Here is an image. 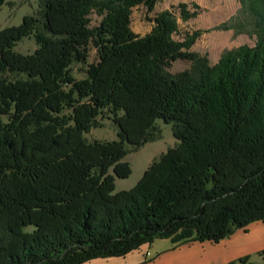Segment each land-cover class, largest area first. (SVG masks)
Wrapping results in <instances>:
<instances>
[{"label": "trees", "instance_id": "1", "mask_svg": "<svg viewBox=\"0 0 264 264\" xmlns=\"http://www.w3.org/2000/svg\"><path fill=\"white\" fill-rule=\"evenodd\" d=\"M158 2L41 0L39 17L0 31V264H85L264 224V0L244 2L254 46L215 65L189 51L199 32L174 39L170 12L131 31L132 11ZM28 38L34 52L17 53ZM178 61L191 67L170 74ZM102 120L117 140L88 142ZM157 120L177 146L114 193L110 171L129 176L127 147L153 141Z\"/></svg>", "mask_w": 264, "mask_h": 264}, {"label": "rangeland", "instance_id": "2", "mask_svg": "<svg viewBox=\"0 0 264 264\" xmlns=\"http://www.w3.org/2000/svg\"><path fill=\"white\" fill-rule=\"evenodd\" d=\"M245 0H159L153 13L147 14L143 7L135 8L131 14V31L143 37L150 33L152 19L160 13L170 12L176 19L177 32L174 39L183 41L185 36L199 32L198 39L190 48V52L204 58L209 65H215L220 57L229 51L241 46L252 47L256 42V25L253 12L244 7ZM41 0H5L0 8V31L6 28L19 26L25 16H40ZM187 12L183 18L181 11ZM33 38L22 40L14 50L22 55L32 54L36 49ZM95 53H89V63L94 62ZM191 67L189 62L178 61L171 64L168 72L177 74ZM77 78L82 77L76 73ZM101 126L92 129L85 135L88 142H112L117 140V128L109 120L100 121ZM155 138L135 151L127 147L128 154L123 159L129 167L130 174L125 179L114 178V193L129 191L142 178L145 170L157 161L168 149L177 146L178 141L173 136L171 124L160 120L155 123ZM154 248L160 251L169 242L164 239L153 241ZM146 249L145 247H143ZM196 250V249H195ZM233 264H264V254L248 257L245 262Z\"/></svg>", "mask_w": 264, "mask_h": 264}, {"label": "crops", "instance_id": "3", "mask_svg": "<svg viewBox=\"0 0 264 264\" xmlns=\"http://www.w3.org/2000/svg\"><path fill=\"white\" fill-rule=\"evenodd\" d=\"M166 241L169 245L154 253L150 252L154 248L152 243L122 258L97 259L85 264H230L264 251V224L255 222L216 244L193 242L173 247Z\"/></svg>", "mask_w": 264, "mask_h": 264}, {"label": "built area", "instance_id": "4", "mask_svg": "<svg viewBox=\"0 0 264 264\" xmlns=\"http://www.w3.org/2000/svg\"><path fill=\"white\" fill-rule=\"evenodd\" d=\"M146 255L148 256L149 254L147 253Z\"/></svg>", "mask_w": 264, "mask_h": 264}]
</instances>
